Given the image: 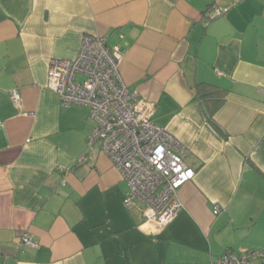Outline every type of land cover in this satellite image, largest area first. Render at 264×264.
<instances>
[{
    "label": "crops",
    "instance_id": "crops-1",
    "mask_svg": "<svg viewBox=\"0 0 264 264\" xmlns=\"http://www.w3.org/2000/svg\"><path fill=\"white\" fill-rule=\"evenodd\" d=\"M210 6L223 13L207 21ZM0 9V264H212L227 248L264 249V0ZM84 35L123 47L127 88L188 149L195 175L163 230L150 231L139 204L123 209L124 181L98 143L88 146L89 108L62 105L46 86L49 61L75 58ZM207 87L221 103L200 98ZM24 231L36 249L21 246Z\"/></svg>",
    "mask_w": 264,
    "mask_h": 264
},
{
    "label": "built area",
    "instance_id": "built-area-1",
    "mask_svg": "<svg viewBox=\"0 0 264 264\" xmlns=\"http://www.w3.org/2000/svg\"><path fill=\"white\" fill-rule=\"evenodd\" d=\"M222 13L210 7L207 21ZM106 40L104 35H84L75 58L51 59L46 86L62 105L89 108L94 123L89 148L98 143L126 183L124 206L139 204L145 225L150 231H159L182 208L178 189L193 179L195 172L184 159L187 147L152 120V103L124 83L120 73L123 47L109 46ZM12 99L17 103L19 95L13 92ZM220 211V205L214 204L213 213ZM20 244L31 250L38 247L27 231L21 233ZM254 260L264 262V249H226L212 264H249Z\"/></svg>",
    "mask_w": 264,
    "mask_h": 264
},
{
    "label": "trees",
    "instance_id": "trees-1",
    "mask_svg": "<svg viewBox=\"0 0 264 264\" xmlns=\"http://www.w3.org/2000/svg\"><path fill=\"white\" fill-rule=\"evenodd\" d=\"M211 7V6H210ZM210 7H208L207 9H206V11H205V13L207 14V11H208V9L210 8ZM204 13V14H205ZM205 14V16H207ZM6 17V15L1 11V9H0V20H2L3 18H5ZM206 20H207V17H206ZM211 88L210 87H207V90L209 91V92H207L208 94L207 95H205L204 94V92H199L198 94L200 95V98L202 99V98H205V99H203L204 101L205 100H208L209 99V97L208 96H210V95H218L219 97H220V100H219V103H221L222 102V98H221V95H220V92L218 91V90H214V92H211V90H210ZM214 89V88H213ZM211 123L213 124V126H214V128L215 129H217L218 130V127H217V125H215L214 123H213V121L211 120ZM181 210V209H180ZM168 227V226H167ZM167 227H165V228H167ZM164 228V229H165ZM163 230V229H162Z\"/></svg>",
    "mask_w": 264,
    "mask_h": 264
},
{
    "label": "rangeland",
    "instance_id": "rangeland-1",
    "mask_svg": "<svg viewBox=\"0 0 264 264\" xmlns=\"http://www.w3.org/2000/svg\"><path fill=\"white\" fill-rule=\"evenodd\" d=\"M91 120V119H90ZM92 121V120H91ZM93 122V121H92ZM124 183V185H126V183L125 182H123ZM125 187H127V186H125ZM121 206H122V204H121ZM123 207V209H125V211H126V207L125 206H122ZM134 209V208H133ZM131 211H134V210H131ZM136 211V210H135ZM134 211V212H135ZM116 213H120V210L118 209V208H116ZM136 213H137V211H136ZM170 224V223H169ZM228 249V248H227ZM255 261V260H254ZM257 261H260V260H257Z\"/></svg>",
    "mask_w": 264,
    "mask_h": 264
}]
</instances>
